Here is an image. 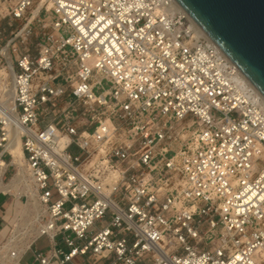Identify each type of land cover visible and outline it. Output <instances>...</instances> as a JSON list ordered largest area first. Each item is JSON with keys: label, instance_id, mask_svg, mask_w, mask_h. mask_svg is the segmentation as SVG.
I'll list each match as a JSON object with an SVG mask.
<instances>
[{"label": "built area", "instance_id": "obj_1", "mask_svg": "<svg viewBox=\"0 0 264 264\" xmlns=\"http://www.w3.org/2000/svg\"><path fill=\"white\" fill-rule=\"evenodd\" d=\"M12 135L0 264H264V96L175 0H0Z\"/></svg>", "mask_w": 264, "mask_h": 264}, {"label": "water", "instance_id": "obj_2", "mask_svg": "<svg viewBox=\"0 0 264 264\" xmlns=\"http://www.w3.org/2000/svg\"><path fill=\"white\" fill-rule=\"evenodd\" d=\"M264 96V0H175Z\"/></svg>", "mask_w": 264, "mask_h": 264}, {"label": "bare ground", "instance_id": "obj_3", "mask_svg": "<svg viewBox=\"0 0 264 264\" xmlns=\"http://www.w3.org/2000/svg\"><path fill=\"white\" fill-rule=\"evenodd\" d=\"M178 7L180 5L178 4ZM181 8V7H180ZM186 13V12H185ZM244 76V75H243ZM12 96H13V87H10L7 92V101L6 104L10 105L12 102ZM6 148L10 150V153L12 154V161L17 164L19 168V174L16 176H13L12 179L4 183L2 176L6 167V163L0 159V191L2 192H9L13 189H16L19 187V182L25 179V173H24V161H23V153L21 150V143L19 138L16 135H12L9 142L6 145ZM20 189V188H19ZM33 193V190H32ZM34 206H37V202L33 203ZM28 206L26 205L23 215L26 214Z\"/></svg>", "mask_w": 264, "mask_h": 264}, {"label": "crops", "instance_id": "obj_4", "mask_svg": "<svg viewBox=\"0 0 264 264\" xmlns=\"http://www.w3.org/2000/svg\"><path fill=\"white\" fill-rule=\"evenodd\" d=\"M23 205L18 197L0 192V242L21 214Z\"/></svg>", "mask_w": 264, "mask_h": 264}, {"label": "rangeland", "instance_id": "obj_5", "mask_svg": "<svg viewBox=\"0 0 264 264\" xmlns=\"http://www.w3.org/2000/svg\"><path fill=\"white\" fill-rule=\"evenodd\" d=\"M16 168L17 166L15 164H9L8 166L5 167L2 179L4 181V183L9 182L12 177L15 175L16 173ZM20 188V189H19ZM22 188L18 187L16 189H13L9 192H7V194L15 196V197H19L20 195H22ZM21 198H19L21 200L22 205L24 204V198L23 196H20ZM37 247L41 248V247H45L47 245V239L45 237L41 238L38 242H37ZM28 256L25 258V260H27Z\"/></svg>", "mask_w": 264, "mask_h": 264}]
</instances>
